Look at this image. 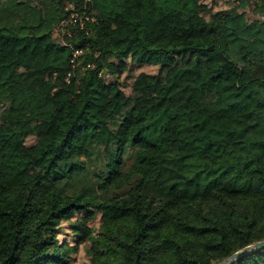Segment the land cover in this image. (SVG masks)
<instances>
[{"label":"trees","instance_id":"trees-1","mask_svg":"<svg viewBox=\"0 0 264 264\" xmlns=\"http://www.w3.org/2000/svg\"><path fill=\"white\" fill-rule=\"evenodd\" d=\"M46 1L56 22L91 20L59 43L0 0V264H71L96 212L103 264H216L264 240L263 5ZM112 56L159 63L125 108L115 81L90 84ZM229 264H264V247Z\"/></svg>","mask_w":264,"mask_h":264},{"label":"rangeland","instance_id":"rangeland-1","mask_svg":"<svg viewBox=\"0 0 264 264\" xmlns=\"http://www.w3.org/2000/svg\"><path fill=\"white\" fill-rule=\"evenodd\" d=\"M5 2L7 5L9 4ZM20 3H23V6L16 2L14 7H12V16L16 20L27 19L29 21L37 22V30H49L52 39L59 43H64L65 38V28L63 20L59 22L52 20V17L57 14L55 10H48V3L46 0H18ZM59 4L65 10L68 8H73V3L68 2H59ZM58 4V5H59ZM219 7V5H218ZM220 7H224L220 5ZM248 11V6L245 7ZM249 12V11H248ZM259 17L257 19L264 20V11L257 14ZM9 16L11 17V12L9 10ZM39 18L38 20L35 18ZM103 65L102 70L99 75L93 77L90 81L91 86H95L98 83L99 77L102 78L104 82L115 81L116 84L121 88L123 95L121 97V102L123 107H127L134 100L131 96V87L132 82L135 77L142 71L144 72H156L158 69V62H148L137 64L130 60L129 57L120 60L116 57H109ZM177 60L182 62L184 61L182 56H178ZM76 65L79 67V75L83 74L84 66L80 61L76 62ZM79 75L76 76V81H79ZM107 98L102 99L101 103L105 105ZM36 140L35 136H28L26 138L27 144H32ZM84 214L75 212L72 217L61 222V231L59 232V238L61 240H67L71 244L74 243V237L72 233V224L76 223ZM102 220L100 217V212H96L94 217L88 221V226L91 228L90 236L80 243L75 252L71 253L73 258L71 264H103V260L112 255L114 251V244L112 240L105 235L104 228L109 227V225L103 227Z\"/></svg>","mask_w":264,"mask_h":264},{"label":"built area","instance_id":"built-area-1","mask_svg":"<svg viewBox=\"0 0 264 264\" xmlns=\"http://www.w3.org/2000/svg\"><path fill=\"white\" fill-rule=\"evenodd\" d=\"M234 1L236 3H240V2L245 1V2H247L249 4H252V5H254V4H262L263 8H264V0H234ZM89 20H91L90 16L84 15V14L83 15H79L76 11L72 10V11H70L68 18L66 20H63V23L65 24V23H68V22H70V23L78 22L79 26L81 28H84L85 27V22L89 21Z\"/></svg>","mask_w":264,"mask_h":264},{"label":"water","instance_id":"water-1","mask_svg":"<svg viewBox=\"0 0 264 264\" xmlns=\"http://www.w3.org/2000/svg\"><path fill=\"white\" fill-rule=\"evenodd\" d=\"M258 247H264V240L255 241L251 244L244 246L243 248L233 252L229 256L225 257L224 259L220 260L216 264H229L233 259H235L238 255L248 250H253Z\"/></svg>","mask_w":264,"mask_h":264}]
</instances>
